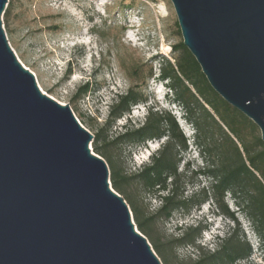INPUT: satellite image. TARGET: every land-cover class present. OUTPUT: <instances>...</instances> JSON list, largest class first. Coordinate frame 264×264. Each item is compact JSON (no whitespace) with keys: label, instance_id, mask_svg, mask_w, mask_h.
<instances>
[{"label":"water","instance_id":"95a60500","mask_svg":"<svg viewBox=\"0 0 264 264\" xmlns=\"http://www.w3.org/2000/svg\"><path fill=\"white\" fill-rule=\"evenodd\" d=\"M170 1L209 85L264 137V0ZM92 140L0 23V264H162Z\"/></svg>","mask_w":264,"mask_h":264},{"label":"clouds","instance_id":"9594fccd","mask_svg":"<svg viewBox=\"0 0 264 264\" xmlns=\"http://www.w3.org/2000/svg\"><path fill=\"white\" fill-rule=\"evenodd\" d=\"M7 3V9L4 4L0 11L3 13L0 23L10 28L19 49L36 67L42 82L70 102L74 100L82 116L102 122L105 141L112 146L110 159L131 180V187L124 190L142 207L145 216L155 218L153 227L161 244L178 241L164 251L169 264H200L205 258L222 252L239 234H243L244 242L252 251L237 257L232 264H264V233L258 232L253 244L240 227L235 212L237 229L228 224L225 209L229 205H235L250 225L252 220L234 189L226 188L222 194L217 192L220 180L209 174L208 169L214 165L195 143L198 134L195 124L190 127L193 143L189 147L170 135L166 119L161 126L167 139L137 140L127 135L144 128L154 114L153 109L172 115L169 109L176 103L170 93H165L163 102L158 98L162 65L147 59L153 48L159 46V37L153 42L152 29H145L146 22L151 16L155 23V17L162 11L161 5L167 7L164 0H136L134 7L124 6L132 5L134 0H7ZM113 28L119 30L113 32ZM118 49L133 51L140 63L151 68L152 74L133 81L116 55ZM85 86L87 90L81 92ZM132 90L142 99L119 110L122 99ZM176 106L182 108L179 104ZM142 108L146 111H141ZM169 147L176 170L165 174L164 184L147 187L139 177L146 168L154 167ZM257 171L264 172V169ZM259 182L264 183V179ZM169 197L191 204L172 208L165 216L162 209Z\"/></svg>","mask_w":264,"mask_h":264},{"label":"trees","instance_id":"16d2710c","mask_svg":"<svg viewBox=\"0 0 264 264\" xmlns=\"http://www.w3.org/2000/svg\"><path fill=\"white\" fill-rule=\"evenodd\" d=\"M174 48L182 49L181 56L175 64L166 60L159 76L161 79H170V85L175 93L174 101L183 106L184 118L190 124H195L198 129L195 143H199V139L202 138L203 152L215 153L214 160H210L214 167L208 169V172L220 180L216 185L217 192L222 194L226 188H232L237 194H242V203L245 202V205L243 204L245 209H250L249 215L255 224L256 231L264 233V183L259 182V179H264V172L257 171V169H264V142L256 133L257 126L212 89L195 58L182 42L174 45ZM68 72L70 73V70ZM85 90L87 86L81 89V92ZM141 99L142 97L132 90L122 99L119 110H124L130 102ZM153 113L144 128L127 133L128 137L137 140L145 137H163L165 136L164 128L161 125L166 119L170 135L186 147V138L176 120L155 109ZM215 130L218 134L217 139H213ZM248 133L251 134L250 139L247 138ZM94 137L93 149L105 159L113 189L125 199L137 228L149 238L163 264H169L164 251L171 249L172 243H178V241L167 245L160 243L153 227L155 218L145 216L142 207L124 190L131 187V180L123 176L118 164L110 159L112 146L106 143L101 127L97 129ZM175 164L174 155L169 147L156 161L155 166L146 168L139 179L149 188L164 184L165 174L174 172ZM254 171H256L255 176ZM168 179L170 181L171 177L169 176ZM190 204L191 202L169 197L167 205L162 209V214L169 215L172 208L181 205L188 207ZM225 211L231 220H236L228 207ZM249 252L248 244L242 242L239 237H234L222 252L205 258L200 264H232L237 257L247 256Z\"/></svg>","mask_w":264,"mask_h":264},{"label":"rangeland","instance_id":"374dc122","mask_svg":"<svg viewBox=\"0 0 264 264\" xmlns=\"http://www.w3.org/2000/svg\"><path fill=\"white\" fill-rule=\"evenodd\" d=\"M164 3L167 5V7H164L163 5H161L162 11H160L159 15L155 17V23L153 24V18L151 16H149V18L146 22V26H145L146 30L149 28L152 29L153 42H155L157 35L159 37V46L157 48H153L152 52L148 54L147 59L149 61L156 62L158 66L162 65V67L165 66L166 60H168L172 64H175L176 61L178 60V58L182 54V49L174 48V45L178 44L179 42H182V35H181L180 29H179V25L177 22V17H176L174 8H173L170 0H164ZM124 6L134 7V6H136V0H134V3L132 5H124ZM7 7H8V3L6 2L5 9H7ZM161 17H164V19L161 20ZM3 26H4V30H5L8 42H9L11 48L13 49L17 59L21 62V64L24 67L28 68L34 74L37 85L39 86L41 91L43 93L47 94L48 96L52 97L54 100H56L57 102H59L61 104L67 103L70 106V108L72 109L73 114L78 119V121L87 130H89L93 134V140H94V138H95L94 135H95L97 129L101 127L102 122L97 123V122L89 120L86 116H82L81 113L77 110L74 100L72 102H70V100L68 98H66L65 95H58L50 87L46 86L45 83L42 82L41 75L38 73L36 67H34L33 64L31 62H29V60L26 58V56L19 49L18 43L15 39L14 34L10 30V28L5 24H3ZM118 30L119 29H117V28H113L112 31L116 32ZM53 31H55V26L53 27ZM106 35H108V34H106ZM87 39L88 38L85 37V43H87ZM109 55H112V52H110ZM116 55H118L120 57V62H121L122 67L127 71L129 77L132 78L133 81H141L144 79L146 74H152L151 68L147 65L140 63L136 54L133 51L127 50V49H118V50H116ZM162 67H160V72H161ZM68 70H70V72H71V65H69ZM66 77H67V73L65 74V78ZM158 79L160 81L159 87L157 88V92L159 94L158 98L161 99V101L163 102L165 93H170L172 97L174 96L175 93H174V90L172 89V87L170 85L171 84L170 79H161L160 76ZM185 84H186V82H185ZM177 104L181 105L180 103L176 102L170 106L169 111L172 113V115H170V116L175 117L174 119L176 120L179 128L181 129L183 135L186 138V147H189L193 143V141L190 137L191 124L189 123V121H187L184 118L185 112H184L183 106L181 105L182 108H178L176 106ZM155 110L159 111V108H156ZM141 111H146V109L142 108ZM140 118L142 119L143 117H140ZM256 133L260 135V130L258 129V127H257ZM250 135L251 134L248 133V135H247L248 139H250ZM161 138L166 139L167 137L163 136ZM217 138H218V134H217V131L215 130V134L213 136V139H217ZM93 140L91 143H89V146L94 151V149H93L94 141ZM203 141L204 140H202V138H200L199 143H197V145H199V147L204 151V148H203L204 142ZM110 151L112 152V147H111ZM203 153L205 155H207L209 160H214V157H215L214 152L208 153L207 151H205ZM238 196L242 202V199H241L242 194L238 193ZM242 204L245 205V202H243ZM228 209L231 212L236 213V217H238L239 221H240V227H242L244 233L247 234L248 240L254 244L256 241V235L258 232L256 231V229H255V231H253V227L255 226L253 221H252V224L250 225L248 219L239 215V212L237 211L235 205H229ZM245 211L247 212L248 217H250V215H249L250 209H245ZM228 224L231 225L232 229L233 228L237 229V220L233 221V220H231V218L229 216H228ZM238 237L242 242H244L243 234H239ZM147 239L149 241V238H147ZM150 244H151V242H150ZM151 246H152V244H151ZM251 251H252V248H250V252ZM162 264H163V262H162Z\"/></svg>","mask_w":264,"mask_h":264}]
</instances>
